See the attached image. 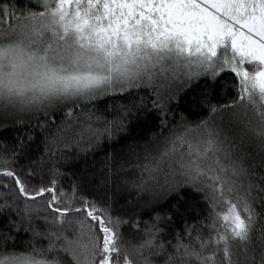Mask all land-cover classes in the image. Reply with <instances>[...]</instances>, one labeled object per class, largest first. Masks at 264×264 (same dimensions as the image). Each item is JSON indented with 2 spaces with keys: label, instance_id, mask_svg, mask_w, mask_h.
I'll list each match as a JSON object with an SVG mask.
<instances>
[{
  "label": "snow or ice",
  "instance_id": "snow-or-ice-1",
  "mask_svg": "<svg viewBox=\"0 0 264 264\" xmlns=\"http://www.w3.org/2000/svg\"><path fill=\"white\" fill-rule=\"evenodd\" d=\"M0 264H264V0H0Z\"/></svg>",
  "mask_w": 264,
  "mask_h": 264
},
{
  "label": "trees",
  "instance_id": "trees-1",
  "mask_svg": "<svg viewBox=\"0 0 264 264\" xmlns=\"http://www.w3.org/2000/svg\"><path fill=\"white\" fill-rule=\"evenodd\" d=\"M16 3L22 5V4L25 3V0H16ZM227 99H228V95L225 92V93L222 94V100H227ZM56 115L59 117L60 113H57ZM198 118H199V116L196 115V114H192V115L189 116L190 120H196ZM57 123H59V120H57ZM144 134L145 135H151V130L146 131ZM122 147H123L122 143H116V150H115L114 153H113V149L110 148L108 150L110 153H113V162L122 159V157H121V155L119 153V150ZM106 155H107L106 153L101 152V153L95 154L94 158H93L92 154H89L87 156V158H86L87 159V167L89 169H91L92 171H94L97 176H99L101 174V170L104 168V165H105V162H106ZM77 163H79L80 169L83 170L85 165L83 163H81L80 161H78ZM68 170H70V169H68ZM85 189H86V193L88 191L92 190V189H90L88 187V185H85ZM37 243H38V245H40V244L46 245L47 242L38 239Z\"/></svg>",
  "mask_w": 264,
  "mask_h": 264
}]
</instances>
